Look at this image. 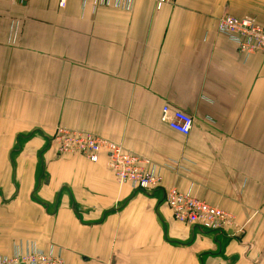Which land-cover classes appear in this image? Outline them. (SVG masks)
Segmentation results:
<instances>
[{"label": "crops", "instance_id": "crops-1", "mask_svg": "<svg viewBox=\"0 0 264 264\" xmlns=\"http://www.w3.org/2000/svg\"><path fill=\"white\" fill-rule=\"evenodd\" d=\"M224 13L264 24V0H0V255L35 243L66 264H264V52L219 34ZM165 104L194 117L189 135L162 120ZM59 126L181 168L135 189L106 154L58 155ZM172 186L236 225L177 221Z\"/></svg>", "mask_w": 264, "mask_h": 264}, {"label": "built area", "instance_id": "built-area-1", "mask_svg": "<svg viewBox=\"0 0 264 264\" xmlns=\"http://www.w3.org/2000/svg\"><path fill=\"white\" fill-rule=\"evenodd\" d=\"M24 3L27 0H8ZM157 9L164 5L174 4L177 0H152ZM64 6L66 0H59ZM86 5L88 0H82ZM95 7H114L121 10H132L136 0H91ZM219 34L233 42L239 53L247 56L264 52V24L254 16L238 17L224 13L217 23ZM162 120L169 127L185 136L194 127V117L180 108H172L165 104L162 108ZM53 140L57 144L60 156L81 154L92 162H97L101 154L108 157V167L120 183H129L135 189L152 190L161 187L164 171L177 172L175 161L165 162L163 165L153 162L136 152L127 149L123 144L112 141L103 136L73 130L59 126L55 129ZM165 203L172 210L174 218L182 223L198 226L206 230L220 232L236 225L235 215L218 206L212 205L191 190L183 191L172 186L165 189ZM0 264H66L61 251H44L35 243H29L25 251L17 250L12 255H0Z\"/></svg>", "mask_w": 264, "mask_h": 264}]
</instances>
